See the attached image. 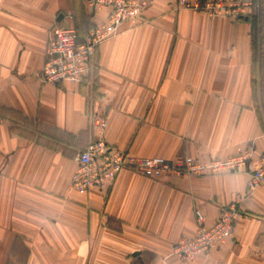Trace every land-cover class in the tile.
Masks as SVG:
<instances>
[{
    "label": "crops",
    "instance_id": "crops-1",
    "mask_svg": "<svg viewBox=\"0 0 264 264\" xmlns=\"http://www.w3.org/2000/svg\"><path fill=\"white\" fill-rule=\"evenodd\" d=\"M147 1L138 23L99 45L89 77L54 85L37 77L51 27L82 24L78 3L92 24L110 9L0 0V264H264V184L250 188V171L155 180L123 170L109 188L72 186L78 153L98 137L95 112L104 139L137 156L224 159L252 148L256 160L264 150L253 24ZM232 203L240 215L222 247L192 261L172 254L194 235L196 208L212 225Z\"/></svg>",
    "mask_w": 264,
    "mask_h": 264
},
{
    "label": "built area",
    "instance_id": "built-area-1",
    "mask_svg": "<svg viewBox=\"0 0 264 264\" xmlns=\"http://www.w3.org/2000/svg\"><path fill=\"white\" fill-rule=\"evenodd\" d=\"M90 9L108 7L107 19L80 36L76 26L54 24L49 31L46 61L37 73L41 83H80L93 73L94 55L99 45L117 35L124 22L138 23L149 2L147 0H83ZM262 0H175L176 10H201L211 17L244 20L256 17L262 10ZM7 119L0 115V124ZM92 122L98 137L90 141L77 155V170L72 186L80 194L97 188L114 185L123 170L139 173L150 179L165 176L220 175L234 171H250V188L264 184V150L254 159L252 148L224 159H200L184 155L176 160L163 156H137L128 150L108 143L104 137L105 116L95 112ZM196 231L182 237L172 245V254L180 259L195 260L200 255L209 256L230 239L234 222L240 215L239 207L232 203L222 208L219 218L207 224V218L195 209Z\"/></svg>",
    "mask_w": 264,
    "mask_h": 264
},
{
    "label": "trees",
    "instance_id": "trees-1",
    "mask_svg": "<svg viewBox=\"0 0 264 264\" xmlns=\"http://www.w3.org/2000/svg\"><path fill=\"white\" fill-rule=\"evenodd\" d=\"M81 1V0H80ZM83 1V0H82ZM84 2V1H83ZM85 4V2H84ZM86 5V4H85ZM87 6V5H86ZM90 9V8H89ZM93 12L97 9H91ZM78 13H80L81 16V23L77 26V29L79 31L80 36H83L85 33H87L88 31H90L92 28H94L97 24H92L89 21V16L85 14V9L84 6L81 4V6H79L78 3ZM260 17H264V13L262 12ZM257 18L258 17H253V18H249V19H244V21H249L253 24V28H254V41L256 43V36H257ZM90 23V24H89ZM264 31V24L262 25V32ZM261 38V49L262 51L260 52V62H261V66H262V72L264 71V36L260 37ZM254 85H256V80L254 79ZM261 94H262V99L264 102V79L262 80V89H261Z\"/></svg>",
    "mask_w": 264,
    "mask_h": 264
},
{
    "label": "rangeland",
    "instance_id": "rangeland-1",
    "mask_svg": "<svg viewBox=\"0 0 264 264\" xmlns=\"http://www.w3.org/2000/svg\"><path fill=\"white\" fill-rule=\"evenodd\" d=\"M260 3L263 4V0ZM260 15H261V11L259 12V15L256 16V17H258L257 21H256V23H257L256 31H257V35L259 37H263L264 36V31L262 32V25L264 24V17H260ZM258 47H259V49H258V56H259L260 52L262 51V49H261V45H258Z\"/></svg>",
    "mask_w": 264,
    "mask_h": 264
},
{
    "label": "water",
    "instance_id": "water-1",
    "mask_svg": "<svg viewBox=\"0 0 264 264\" xmlns=\"http://www.w3.org/2000/svg\"><path fill=\"white\" fill-rule=\"evenodd\" d=\"M61 17H62V15H61ZM61 17H59V18H61Z\"/></svg>",
    "mask_w": 264,
    "mask_h": 264
}]
</instances>
